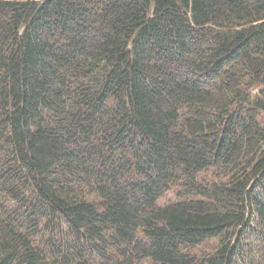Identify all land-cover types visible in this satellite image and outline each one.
Masks as SVG:
<instances>
[{"label": "trees", "instance_id": "16d2710c", "mask_svg": "<svg viewBox=\"0 0 264 264\" xmlns=\"http://www.w3.org/2000/svg\"><path fill=\"white\" fill-rule=\"evenodd\" d=\"M0 264H264V0H0Z\"/></svg>", "mask_w": 264, "mask_h": 264}, {"label": "rangeland", "instance_id": "374dc122", "mask_svg": "<svg viewBox=\"0 0 264 264\" xmlns=\"http://www.w3.org/2000/svg\"><path fill=\"white\" fill-rule=\"evenodd\" d=\"M169 195H171V193Z\"/></svg>", "mask_w": 264, "mask_h": 264}]
</instances>
